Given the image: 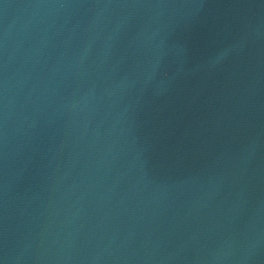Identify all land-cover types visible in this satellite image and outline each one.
<instances>
[{"label":"water","instance_id":"water-1","mask_svg":"<svg viewBox=\"0 0 264 264\" xmlns=\"http://www.w3.org/2000/svg\"><path fill=\"white\" fill-rule=\"evenodd\" d=\"M0 264H264V0H0Z\"/></svg>","mask_w":264,"mask_h":264}]
</instances>
